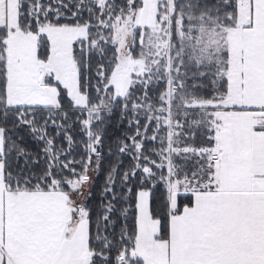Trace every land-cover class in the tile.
I'll list each match as a JSON object with an SVG mask.
<instances>
[{"label":"snow or ice","instance_id":"1","mask_svg":"<svg viewBox=\"0 0 264 264\" xmlns=\"http://www.w3.org/2000/svg\"><path fill=\"white\" fill-rule=\"evenodd\" d=\"M0 264H264V0H0Z\"/></svg>","mask_w":264,"mask_h":264},{"label":"trees","instance_id":"2","mask_svg":"<svg viewBox=\"0 0 264 264\" xmlns=\"http://www.w3.org/2000/svg\"><path fill=\"white\" fill-rule=\"evenodd\" d=\"M115 122H116V117H112V126L109 128V136L115 137L120 135V132L118 129L115 128ZM18 135L22 136L24 135V132L21 130L18 132ZM29 147H32L30 144ZM104 155H105V160L103 162L102 170L99 172V174H95V183L93 187V198L89 201V206L94 207L97 206L100 203V192L101 189L104 186V181H105V176H106V171L109 166V164L113 163L115 158L114 157H108V149L105 147L104 149ZM127 158H125V166H127ZM117 232L119 231V226H117Z\"/></svg>","mask_w":264,"mask_h":264},{"label":"rangeland","instance_id":"3","mask_svg":"<svg viewBox=\"0 0 264 264\" xmlns=\"http://www.w3.org/2000/svg\"><path fill=\"white\" fill-rule=\"evenodd\" d=\"M95 174H96V173H93L94 178H95Z\"/></svg>","mask_w":264,"mask_h":264}]
</instances>
